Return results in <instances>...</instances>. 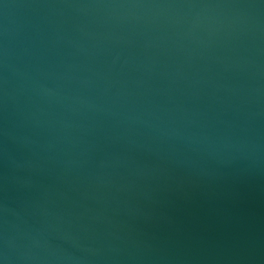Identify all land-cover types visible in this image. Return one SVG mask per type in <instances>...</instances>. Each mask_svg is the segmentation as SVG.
Here are the masks:
<instances>
[{
	"label": "water",
	"instance_id": "1",
	"mask_svg": "<svg viewBox=\"0 0 264 264\" xmlns=\"http://www.w3.org/2000/svg\"><path fill=\"white\" fill-rule=\"evenodd\" d=\"M0 264H264V0H0Z\"/></svg>",
	"mask_w": 264,
	"mask_h": 264
}]
</instances>
